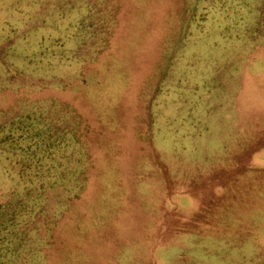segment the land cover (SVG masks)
<instances>
[{
	"label": "rangeland",
	"instance_id": "1",
	"mask_svg": "<svg viewBox=\"0 0 264 264\" xmlns=\"http://www.w3.org/2000/svg\"><path fill=\"white\" fill-rule=\"evenodd\" d=\"M0 264H264V0H0Z\"/></svg>",
	"mask_w": 264,
	"mask_h": 264
}]
</instances>
